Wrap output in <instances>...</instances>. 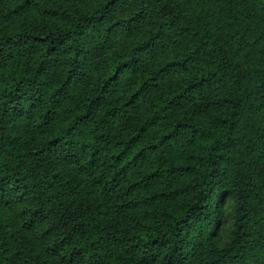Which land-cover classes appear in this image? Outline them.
Instances as JSON below:
<instances>
[{"label":"trees","instance_id":"16d2710c","mask_svg":"<svg viewBox=\"0 0 264 264\" xmlns=\"http://www.w3.org/2000/svg\"><path fill=\"white\" fill-rule=\"evenodd\" d=\"M229 209L202 264H264L259 0H0V264H189Z\"/></svg>","mask_w":264,"mask_h":264},{"label":"rangeland","instance_id":"374dc122","mask_svg":"<svg viewBox=\"0 0 264 264\" xmlns=\"http://www.w3.org/2000/svg\"><path fill=\"white\" fill-rule=\"evenodd\" d=\"M264 6V0H259ZM172 154L179 153L175 147L170 151ZM144 167V166H142ZM231 209V208H230ZM230 209L226 214L225 231L223 225L213 234L210 229L201 228V221L192 232H190L185 247V254L189 264H202L203 260L215 249L224 247L230 240L231 220Z\"/></svg>","mask_w":264,"mask_h":264}]
</instances>
